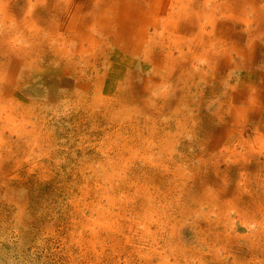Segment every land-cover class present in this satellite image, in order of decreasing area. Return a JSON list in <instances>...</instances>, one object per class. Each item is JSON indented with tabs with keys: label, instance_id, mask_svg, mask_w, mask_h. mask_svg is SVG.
I'll list each match as a JSON object with an SVG mask.
<instances>
[{
	"label": "rangeland",
	"instance_id": "374dc122",
	"mask_svg": "<svg viewBox=\"0 0 264 264\" xmlns=\"http://www.w3.org/2000/svg\"><path fill=\"white\" fill-rule=\"evenodd\" d=\"M252 1L184 0L197 44L170 47L165 32L153 65L144 53L129 66L89 22L96 0H76L83 18L0 0V264H262L264 228L239 215L261 194L251 214L264 221V142L256 156L241 143L264 139V0ZM228 201L238 212L222 225Z\"/></svg>",
	"mask_w": 264,
	"mask_h": 264
},
{
	"label": "bare ground",
	"instance_id": "6f19581e",
	"mask_svg": "<svg viewBox=\"0 0 264 264\" xmlns=\"http://www.w3.org/2000/svg\"><path fill=\"white\" fill-rule=\"evenodd\" d=\"M25 1V0H24ZM46 1V0H44ZM64 2L63 6L68 5L71 7H74L75 10L78 12L77 16H80V7L76 6V0H52V2ZM88 1V0H87ZM96 10L94 13L91 15V19L89 22H93L97 28L105 30L106 32H113L111 35L114 36L115 41L113 42L114 46V56L111 57L112 60L119 62V64H124V65H129L131 62L126 61L127 58H134L136 56H141L144 53H148L150 57V63L153 65L157 52H155L151 46L155 45V41L158 45V47L163 43V41L160 39L163 37V34L165 32H168V43L170 47H176L178 46L181 50L185 49V44L187 46L193 44L196 45L197 43L195 42L196 40H200L201 34L197 36V38L193 39H188L186 38V31L184 30V26L187 25V21L185 19V16H187L185 13L188 11L186 10L185 13L182 12V9L186 8L184 6V0H96ZM188 1V0H186ZM200 1V0H198ZM227 1V0H226ZM233 3H236L237 1L239 3H242L243 1L247 4H252L253 1H247V0H230ZM51 2V1H50ZM82 2V1H81ZM192 2V1H191ZM211 2V1H210ZM10 2L7 1L6 4H2L1 9L3 10L4 16L7 15L6 9H9L8 4ZM90 3V2H89ZM194 3V2H193ZM78 4V3H77ZM55 7L57 6V3H54ZM61 6V5H60ZM59 6V7H60ZM86 6V5H85ZM38 7V6H36ZM58 7V6H57ZM88 8V7H86ZM38 9V8H37ZM48 9V8H47ZM50 9V8H49ZM48 9V10H49ZM53 10V7L51 8ZM56 9V8H55ZM64 9V8H62ZM187 9V8H186ZM189 9V8H188ZM194 9V8H193ZM35 11V10H34ZM62 11V10H61ZM82 11V10H81ZM190 11V10H189ZM57 12V11H56ZM63 13L65 11H62ZM91 12V11H90ZM198 12V11H197ZM261 12L263 13L264 11L261 9ZM59 13V12H58ZM76 13V12H75ZM15 14V13H14ZM80 14V15H79ZM54 15V14H53ZM76 14H74L75 16ZM84 15V14H83ZM183 15V16H182ZM191 15V14H189ZM11 16V15H10ZM24 16V15H23ZM197 16V14H196ZM260 16V15H259ZM65 17V16H64ZM86 17V16H85ZM199 19L201 18V15L198 16ZM250 17V16H249ZM261 17V16H260ZM259 17V18H260ZM79 18H83L82 15ZM78 18V19H79ZM1 19V18H0ZM4 19V18H3ZM87 19V18H86ZM85 20V19H83ZM215 20V19H214ZM20 21V20H19ZM247 21V20H246ZM71 23V21H69ZM88 22V23H89ZM210 22H213L212 19ZM215 22V21H214ZM58 23V22H57ZM56 23V25H57ZM60 23V22H59ZM83 23V22H82ZM261 23V22H260ZM17 24V23H15ZM62 25V24H60ZM259 25V23H258ZM86 26V25H85ZM80 27V26H79ZM257 27V26H256ZM58 29V28H57ZM81 29V28H80ZM44 30V29H43ZM62 30V29H61ZM202 28L200 27V31ZM59 31V30H58ZM258 31V30H257ZM82 32V31H81ZM80 32V33H81ZM256 32V31H255ZM69 33V32H68ZM89 32L87 31V34ZM53 34V33H52ZM110 34V33H109ZM259 34V31H258ZM14 35V34H13ZM53 36V35H52ZM56 36V35H55ZM54 36V37H55ZM221 36V35H220ZM71 37V36H70ZM69 37V38H70ZM223 37V36H221ZM258 37V36H257ZM15 38V37H14ZM42 38V37H41ZM88 37V42H89V50L94 47L95 45V39L92 38L89 41ZM109 38V37H108ZM71 39V38H70ZM74 39V38H73ZM111 39V38H110ZM156 39V40H155ZM165 39V38H164ZM223 39V38H222ZM147 40L149 41L147 43ZM189 43L190 41L192 42L191 44ZM228 40V39H227ZM14 41V40H13ZM12 41V42H13ZM35 41V40H34ZM79 41V40H78ZM112 41V40H111ZM252 41V40H251ZM256 41V40H255ZM86 43V40H83V43L80 44V49L83 48ZM102 43V42H101ZM107 43V42H106ZM110 43V42H109ZM196 43V44H195ZM35 45V44H34ZM98 48V47H97ZM96 48V49H97ZM78 49V48H77ZM240 49V48H239ZM22 50V49H21ZM236 50V49H235ZM238 50V49H237ZM57 51V50H56ZM93 51V49H92ZM105 51V50H104ZM103 51V53H104ZM116 51H126L127 55L125 53H120ZM157 51V50H156ZM167 51V50H166ZM60 52V51H59ZM100 52V51H99ZM207 52V51H206ZM204 53L205 56L208 55V52L206 54ZM159 53V52H158ZM108 54H110L108 52ZM107 54V55H108ZM247 54V52H246ZM245 54V55H246ZM59 55V54H58ZM183 55V54H182ZM194 55V52H193ZM69 56V55H68ZM91 56V55H90ZM98 56V55H96ZM196 56V54L194 55ZM127 57V58H126ZM63 58V57H62ZM110 58V57H109ZM173 56H171L172 60ZM143 59V56H142ZM160 59V58H159ZM90 60V59H89ZM100 60V59H98ZM126 61V64L124 63ZM57 62V61H56ZM103 62V61H102ZM116 62V63H117ZM128 62V64H127ZM76 63V62H75ZM87 64V63H86ZM103 64V63H102ZM118 64V63H117ZM161 63H157V66L160 67ZM130 66V65H129ZM216 66V65H215ZM117 67V66H116ZM188 67V66H187ZM63 68V67H62ZM169 69L172 67L168 66ZM105 70V69H104ZM190 70V69H189ZM213 70V69H212ZM133 71V70H132ZM215 71V70H214ZM116 72V71H115ZM125 72L123 69L121 70V73L123 74ZM126 70V74H127ZM213 72V71H212ZM159 73V72H158ZM199 74V73H198ZM258 74V73H257ZM111 75V74H110ZM114 75V74H113ZM112 75V76H113ZM140 75V74H138ZM137 75V76H138ZM104 76V75H103ZM117 76V75H116ZM191 76V75H190ZM202 76V75H201ZM259 77V76H258ZM102 78V77H101ZM112 78V77H111ZM132 78V77H131ZM172 78V77H171ZM188 78V77H187ZM190 78V77H189ZM133 79V78H132ZM174 79V78H173ZM170 81V80H169ZM173 81V80H172ZM188 81V80H187ZM175 82V81H174ZM258 83V82H257ZM178 84V83H177ZM262 84V83H261ZM101 86V85H100ZM187 87V86H186ZM187 90V89H186ZM238 94H242V90L237 92ZM130 95V94H129ZM240 96V95H239ZM87 97V96H86ZM157 97V96H156ZM159 97V96H158ZM238 97V96H237ZM9 107V106H8ZM163 107V106H162ZM11 108V107H10ZM240 108L241 111H244L245 113L242 114L241 111H237L235 116L240 117V119H243L246 121L248 119L249 113L251 110H253L254 105L250 106H243V108ZM10 110V109H9ZM251 114V113H250ZM246 115V116H245ZM251 118V117H250ZM240 121V120H239ZM238 121V122H239ZM248 122V121H247ZM263 132H258L255 134L253 139H249L250 142L243 140L241 143L244 145L242 146L245 149V155L250 156H256L257 154H261L262 152V143L264 142V139L262 137ZM240 137V133L239 136ZM240 140V138H238ZM257 153H256V152ZM209 152V151H208ZM234 157L242 156V154H239L237 152H233ZM238 155V156H237ZM244 155V156H245ZM246 158V157H245ZM205 160V159H204ZM206 162V161H204ZM204 164V163H203ZM206 164V163H205ZM254 196L251 195V198L247 202L249 205V211L245 212V214L241 213L239 210V215L240 217L244 218L245 221H243L244 226L250 227V222H255L256 224L259 225V228L263 229L264 228V221L259 222L260 218H255V212L254 214H251L252 209H254L256 212H261L263 211L262 204L257 207V204L261 201V194L257 197V194H253ZM256 197V198H254ZM245 202V201H244ZM244 202L242 203V200L240 201V204L244 206ZM229 206L231 209H227L226 214L221 212L218 214V217L221 218L222 220V225L227 222L228 219H230V216L232 212L237 211L235 209L233 211V208H236L234 204H230L229 201L225 202L223 206ZM238 212V211H237ZM254 216V217H253ZM209 217V216H208ZM211 219H209V226H211ZM221 222L218 221V224ZM214 233V232H213ZM212 233V234H213ZM259 234V232H254V235ZM214 235V234H213ZM217 238L218 235H215ZM244 238L249 241V235L244 236ZM261 241L259 244L264 245V235H261L260 237ZM222 241V240H220ZM225 244L223 245L224 248H228L229 242L228 241H223ZM231 248L228 249V251ZM222 258V257H221ZM245 264H251V262L245 263ZM262 264H264V259L262 260Z\"/></svg>",
	"mask_w": 264,
	"mask_h": 264
}]
</instances>
